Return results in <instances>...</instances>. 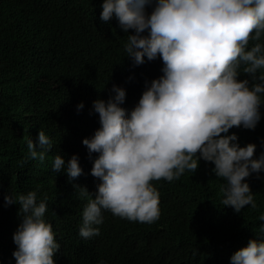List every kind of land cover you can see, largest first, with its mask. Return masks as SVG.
Instances as JSON below:
<instances>
[{"label": "trees", "instance_id": "1", "mask_svg": "<svg viewBox=\"0 0 264 264\" xmlns=\"http://www.w3.org/2000/svg\"><path fill=\"white\" fill-rule=\"evenodd\" d=\"M103 0H0V264H16L13 234L21 222L19 204L4 196L36 191L48 197L46 220L56 233V264H231V256L249 240L264 238V172L247 182L256 208L241 213L221 203L225 181L214 165L200 160L198 169L179 180L153 181L160 192V217L141 223L102 211L100 234L79 235L85 199L74 185L95 193L93 160L82 140L100 127L93 101L107 100L113 84L126 89L122 105L129 111L139 101L145 82L160 58L133 66L126 57L127 34L118 20H101ZM151 12V7L147 9ZM131 33L132 30H129ZM256 41L250 39L249 48ZM243 68V66H242ZM241 68V72H242ZM261 70H258V75ZM243 77V73L242 76ZM83 102L84 108L77 111ZM254 130L230 129L241 146L264 152V106ZM43 131L53 148L43 161L29 159L27 143ZM79 155L83 174L69 181L53 171L56 155Z\"/></svg>", "mask_w": 264, "mask_h": 264}, {"label": "clouds", "instance_id": "2", "mask_svg": "<svg viewBox=\"0 0 264 264\" xmlns=\"http://www.w3.org/2000/svg\"><path fill=\"white\" fill-rule=\"evenodd\" d=\"M113 17L127 34L124 49L133 66L146 59L163 63L152 65L149 73L155 79L145 82L130 111L122 106L126 89L115 84L107 100L93 101L100 127L82 144L90 157L98 154L91 175L99 183L95 193L74 185L87 201L79 235H99L104 210L133 222H155L161 212L153 181L195 173L200 160L212 163L215 176L225 181V208L236 213L248 205L256 208L247 178L264 172V152L256 157L255 143L241 146L229 131L254 130L262 118L264 0H103L101 20ZM250 39L256 43L249 48ZM84 106L80 102L77 111ZM27 147L29 159L43 161L53 141L39 131L38 147L32 139ZM53 171L75 180L83 174L79 155L67 160L65 154L56 155ZM4 201L19 204L16 264H56L60 244L45 218L47 195L10 192ZM258 219L264 221V214ZM230 259L231 264H264V238L249 240Z\"/></svg>", "mask_w": 264, "mask_h": 264}]
</instances>
